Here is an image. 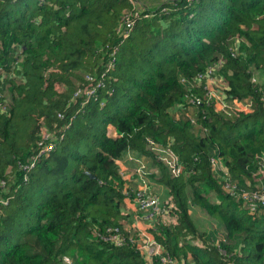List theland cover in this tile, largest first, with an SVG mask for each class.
<instances>
[{
  "label": "trees",
  "instance_id": "trees-1",
  "mask_svg": "<svg viewBox=\"0 0 264 264\" xmlns=\"http://www.w3.org/2000/svg\"><path fill=\"white\" fill-rule=\"evenodd\" d=\"M218 59L226 109L197 76ZM45 131L54 148L23 170ZM148 140L177 153L178 174ZM128 150L167 187L174 221L134 200L139 177L119 163ZM261 169L264 0H0V264H165L128 228L127 202L154 219L150 240L174 264H264V206L249 212L225 187L251 188Z\"/></svg>",
  "mask_w": 264,
  "mask_h": 264
},
{
  "label": "built area",
  "instance_id": "built-area-1",
  "mask_svg": "<svg viewBox=\"0 0 264 264\" xmlns=\"http://www.w3.org/2000/svg\"><path fill=\"white\" fill-rule=\"evenodd\" d=\"M139 10H131L124 14L122 22L118 26V30L120 31V35H127L129 30L133 26L136 16L138 15ZM147 15V13H145ZM221 60L213 61L212 63L208 64L206 69L200 71L197 76L201 80H204V90L207 102L214 100L215 102H220V109H226L230 106L229 103L231 101L224 100L221 95V91L218 88L219 85V78L215 76V70L217 69L218 65L220 64ZM90 79H92V75H88ZM217 78V82L214 83L213 81ZM94 79V78H93ZM253 80H256V76L252 77ZM183 80V79H182ZM194 87V84L190 83L188 86V93L185 96V99L191 103L192 105H197L202 102V98L200 95L195 94L191 91V88ZM95 91V87H88V88H78L74 92V96H78L82 94L83 97L88 98ZM238 105V103H237ZM249 102L245 101V106L248 107ZM4 106V105H3ZM62 114L59 113V116ZM192 122H196L193 116H190ZM64 128V127H63ZM62 128V129H63ZM55 136L54 133L49 131H45L39 140L37 141V146L35 152L32 156L28 159V163L22 165V169L26 170L32 167L36 161L44 154H47L54 148L55 144ZM148 144L152 150L161 157L164 161L166 166L168 167L169 171L172 174H178L180 170V164L177 153L169 146V145H161L153 140H148ZM126 159L129 161H133L135 163L134 170L139 177L140 186L136 187L133 190V198L139 207L146 211L147 217L152 216H162L166 213L167 205L165 204V200L162 201L159 196L152 194L147 190V182L146 176L148 174V168L145 163L144 157L141 155L136 154L133 150H128L126 154ZM212 168L216 171L221 170L223 163L222 159L219 156H212L211 159ZM231 182H227L225 187L234 195V197L239 198L243 201L244 207L249 212H254L260 205L264 206V180L260 182L258 185L257 190H249L248 188H236L234 180H230ZM2 185H5V181H1ZM8 201L7 197L3 195L0 196V214L1 209L4 204ZM174 221V219H173ZM115 232L111 233L108 238L114 239L115 242L120 244L123 241V237L120 236L118 233V228H114ZM144 236V235H143ZM146 245L150 253H154L155 255L160 258V260L165 264H174L173 260L163 253L161 250V246L153 240H147ZM164 254V255H163Z\"/></svg>",
  "mask_w": 264,
  "mask_h": 264
},
{
  "label": "crops",
  "instance_id": "crops-1",
  "mask_svg": "<svg viewBox=\"0 0 264 264\" xmlns=\"http://www.w3.org/2000/svg\"><path fill=\"white\" fill-rule=\"evenodd\" d=\"M217 81H218L217 78H215V80L213 82L216 83ZM108 133L109 134H115L116 133L114 126L111 125V124L108 125ZM145 159L147 161V158L146 157H144V160ZM119 163H120V166H121V168H122V170L124 172V175L126 177H129L130 175L128 173V170H129V168H131V170H132V168L134 167L135 163L133 161L127 160L125 157L122 158V160L120 159L119 160ZM146 182H147V186L146 187H147V190L149 192L158 194L160 199H164V200L167 199L168 200L170 198V195L168 193V189H167V187L164 184H161V183H159L157 181H154L151 178L148 179V180H146ZM134 185L136 187H139L141 185L140 184V180H134ZM127 206L129 207V210L130 209L132 211L134 210V212L132 213V215H133V218H132L133 221H132L131 224H127V226L132 225V227H134L135 229L134 228H130V227H128V228L131 229L132 231L133 230H136L138 232V234H137L138 236H140L141 234L144 235V236H146L145 238H146V242H147L148 239L149 240L151 239V235H150V232H146V231H144L142 229H138L140 227H144V225H145L144 223L145 222H144V220L139 219V217L134 216L135 215V210H136V205L134 203L127 202ZM168 215L166 214L164 216L167 217ZM164 216L163 217H160V218L164 219Z\"/></svg>",
  "mask_w": 264,
  "mask_h": 264
},
{
  "label": "rangeland",
  "instance_id": "rangeland-1",
  "mask_svg": "<svg viewBox=\"0 0 264 264\" xmlns=\"http://www.w3.org/2000/svg\"><path fill=\"white\" fill-rule=\"evenodd\" d=\"M146 1L150 2V0H146ZM256 77H257V75H256ZM218 88L220 89V85H218ZM216 103H217L218 106L220 105V102L217 101ZM261 172L264 174V169H261ZM148 173H149V169H148ZM148 179H149V177H148ZM262 179L264 180V176H262L261 174H258L256 176V180H255L256 183L253 185V187L248 188V189L249 190H257L258 185L260 184V182L262 181ZM129 211L132 212V213L134 212V210L132 211L131 209ZM166 214L168 215V213H165L164 215H166ZM164 215H162L161 217H163ZM144 218L145 217L143 216L142 218H139V219H142L143 220ZM164 219L167 220V221L173 220V218L171 217L170 214L167 217L164 216ZM153 220L154 219H151L149 222L144 221L145 222L144 223L145 224L144 227H140L138 229H142V230H144L146 232H149V229L148 228L151 227V225L153 223ZM63 262L66 263V264H73L71 257H65V259H64Z\"/></svg>",
  "mask_w": 264,
  "mask_h": 264
}]
</instances>
